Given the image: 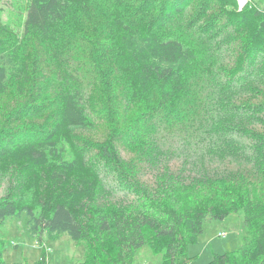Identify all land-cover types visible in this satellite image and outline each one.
<instances>
[{"label":"rangeland","instance_id":"rangeland-1","mask_svg":"<svg viewBox=\"0 0 264 264\" xmlns=\"http://www.w3.org/2000/svg\"><path fill=\"white\" fill-rule=\"evenodd\" d=\"M149 1L88 0L81 9L73 10L50 40L41 41L24 35L28 0H0V21L10 31L0 37V49L19 54L20 61L29 67V89H43L46 96L47 115L25 125L36 135L43 134L60 111L57 99L62 90L70 86L82 90V105L96 130L77 133L63 146L68 157L76 150L87 154L89 171L101 182L98 201L103 204L137 205V197L122 184L118 169L150 189L175 184L198 191L218 175L246 171L251 183L264 185L263 160L256 151L258 135L264 136V108H247L264 105V50H258L254 62L248 61L239 40L242 29L218 16L219 6L214 0L206 14L201 13L202 0H190L187 9L165 29L153 24L162 1ZM258 6L264 8L262 3ZM117 14L144 32L176 38L195 49V70L184 78L178 105L146 108L131 84L129 68L116 59L117 31L111 20ZM54 74L58 81L52 79ZM10 91L13 93V88ZM28 102L29 96L22 103ZM126 104H137V113L120 132ZM19 105L10 99L0 104V109L6 113L5 108ZM1 110L0 123L5 118ZM108 136L113 138L118 162L114 167L101 158L99 149ZM35 175L38 172L34 174L24 166L1 163L0 198L17 183L34 181ZM243 217L239 211L223 220H206L198 241L188 246L191 259L187 264H209L215 254L239 248L245 231ZM27 223L22 213L0 226L6 263L34 264L42 252L47 264H79L84 260V241L75 242L68 235L56 240L44 236L39 244L28 232ZM161 262L162 254L145 245L132 264Z\"/></svg>","mask_w":264,"mask_h":264},{"label":"trees","instance_id":"trees-1","mask_svg":"<svg viewBox=\"0 0 264 264\" xmlns=\"http://www.w3.org/2000/svg\"><path fill=\"white\" fill-rule=\"evenodd\" d=\"M87 1L28 0L24 35L33 40H50L73 10L81 9ZM161 1L153 24L165 29L187 9L190 0ZM212 1L202 0V14L209 12ZM214 1L219 6L218 16L242 29L239 40L244 57L254 62L258 50H264V8L258 6L264 0H249L241 10L237 0ZM152 2L158 1H149ZM111 22L117 31L116 59L129 68L131 84L146 108L178 105L184 78L195 70V49L176 38H159L152 31L144 32L121 14ZM0 29V37L10 34L1 21ZM52 79L58 81L57 75H52ZM30 83L29 67L20 61L19 54L0 49V104L9 103L10 99L20 103L17 108H5L7 114L0 109L5 117L0 123V164L9 161L34 174L38 172L34 181L17 183L0 198V226L8 218L25 213L28 232L39 244L44 236L56 240L68 235L75 242L84 241L85 258L79 264H132L137 251L145 245L162 254L161 264H187L191 259L188 246L198 241L206 220H223L241 211L245 230L241 246L215 254L209 264H264V185L251 183L248 171L218 175L197 191L175 184L150 189L118 169L122 184L137 197V205L103 204L98 201L101 182L89 171L87 154L76 150L68 157L63 146L77 133L96 130L82 105V90L64 88L57 99L60 111L46 131L36 135L25 124L43 119L48 106L43 89H29ZM28 96V104H23ZM247 108L259 110L264 105ZM136 113L137 104L123 107L120 132ZM112 144L113 138L108 136L99 149L101 158L114 167L118 162ZM256 151L264 170L262 135L257 137ZM3 247L0 239V264H15L3 260ZM34 264H47L43 252Z\"/></svg>","mask_w":264,"mask_h":264},{"label":"built area","instance_id":"built-area-1","mask_svg":"<svg viewBox=\"0 0 264 264\" xmlns=\"http://www.w3.org/2000/svg\"><path fill=\"white\" fill-rule=\"evenodd\" d=\"M248 2L249 0H237L239 10H241ZM222 236H224V234H222Z\"/></svg>","mask_w":264,"mask_h":264}]
</instances>
